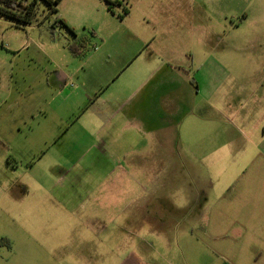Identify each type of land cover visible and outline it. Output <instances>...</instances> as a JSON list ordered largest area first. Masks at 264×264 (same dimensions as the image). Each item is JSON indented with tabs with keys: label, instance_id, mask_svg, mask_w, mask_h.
<instances>
[{
	"label": "crops",
	"instance_id": "obj_1",
	"mask_svg": "<svg viewBox=\"0 0 264 264\" xmlns=\"http://www.w3.org/2000/svg\"><path fill=\"white\" fill-rule=\"evenodd\" d=\"M199 1L129 0L121 19L130 20L139 47L135 67L115 79L119 86L74 87L75 76L57 67L45 84L64 104L33 109L19 97L11 100L13 85L0 86L3 118L17 107L12 120L0 122V144L10 151L30 140L31 130L32 169L42 163L32 191L23 183L13 190L18 201L34 196L36 223L55 240L82 237L80 229L87 240H105L111 225L116 241L137 224L163 233L171 209H207L191 232L199 245L220 264H264V90L248 96L243 88L222 90L232 74L211 51L200 59L180 52L181 44H218L210 17L202 22ZM49 110L55 121H47ZM38 118L31 127L28 120ZM219 177L233 179L219 188ZM170 184L182 188L179 205L165 195ZM128 250L122 264H140L138 245Z\"/></svg>",
	"mask_w": 264,
	"mask_h": 264
},
{
	"label": "rangeland",
	"instance_id": "obj_2",
	"mask_svg": "<svg viewBox=\"0 0 264 264\" xmlns=\"http://www.w3.org/2000/svg\"><path fill=\"white\" fill-rule=\"evenodd\" d=\"M123 2L129 7V0ZM113 10L114 13L108 11L107 0H61L57 11L52 12L41 0L37 5L36 17L29 25L18 24L0 15L2 89L13 85L11 100L19 101V97L21 101L25 100L23 104L33 109L51 103L64 104L58 96H51L52 91L45 84L46 74L57 67L75 76L74 87L84 85L102 91L109 83L113 84L112 87L119 86L121 81L115 82V79L121 75L124 79L135 67L134 62L132 65L130 63L139 46L134 44L130 34V20L123 22L121 19L123 7L116 6ZM198 10L203 24L205 16H208L212 27H216L218 44H211L209 49L204 44H181L180 52L199 58L206 51H211L232 74L231 79L222 84V90L243 88L246 95L261 93L264 90V0H200ZM58 17L74 30L76 38L85 40L82 46H77L78 50L71 48L76 40L73 33L59 23L52 27ZM102 40L105 41L104 45L101 44ZM15 44L29 46L18 52L11 48ZM34 44H39V48ZM143 51V54L148 52L146 49ZM48 56L58 64L51 63ZM23 76L27 79L25 83ZM39 78H42L41 83L38 82ZM30 88L36 91V95L29 97ZM16 108L13 113L4 114L3 118L1 106L0 122L12 120ZM39 119H29L31 127ZM47 121H55L52 111ZM27 132L30 140H25L23 144L15 142L11 145V152L0 144V264H122L129 252L128 247L131 249L137 245L140 264H220V258L191 237V232L198 226L195 224L196 218L201 213L205 220L207 209H171L172 224L162 227L163 233L156 230L150 233L147 231L149 224H137L131 226V232H122V240L116 241L115 225H111L105 240L86 233L90 235L87 240L83 237L85 231L82 229L77 230L82 237L55 240L48 231L42 230L43 224L39 226L36 223L38 217L34 206L37 201L34 196L27 194L18 201L17 192L13 190V186L23 183L32 191L37 179L35 169L41 168L42 164L32 169L35 158L33 131L27 129ZM20 155L22 157L17 158ZM232 179L219 177L218 187L225 188ZM8 186L10 188L7 189ZM166 188L165 195L170 198L169 202L179 205L182 188L174 184ZM187 193L184 195L193 194ZM39 229L41 233H38ZM132 235L136 238L130 240Z\"/></svg>",
	"mask_w": 264,
	"mask_h": 264
},
{
	"label": "trees",
	"instance_id": "obj_3",
	"mask_svg": "<svg viewBox=\"0 0 264 264\" xmlns=\"http://www.w3.org/2000/svg\"><path fill=\"white\" fill-rule=\"evenodd\" d=\"M41 0H0V15H4L18 24L29 25L33 22L37 14V5ZM48 5L49 9L52 12L57 11V6L61 0H43ZM108 9L114 13V7L121 6L124 9V15H121L123 18L128 14V9L123 2V0H107ZM60 24L62 27L66 28L69 32L73 33L74 37L76 35L74 30L69 27L65 20L58 17L56 21L52 23V27H55L57 24ZM85 43L84 39L76 38L74 41L75 46H71L73 50H78L77 46H82Z\"/></svg>",
	"mask_w": 264,
	"mask_h": 264
}]
</instances>
